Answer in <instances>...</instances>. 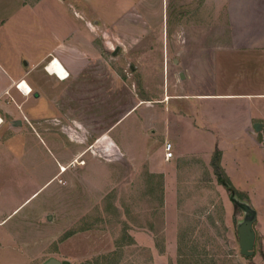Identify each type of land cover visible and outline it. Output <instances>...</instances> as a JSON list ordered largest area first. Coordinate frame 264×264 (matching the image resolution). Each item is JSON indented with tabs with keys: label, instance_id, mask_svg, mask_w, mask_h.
Segmentation results:
<instances>
[{
	"label": "rangeland",
	"instance_id": "374dc122",
	"mask_svg": "<svg viewBox=\"0 0 264 264\" xmlns=\"http://www.w3.org/2000/svg\"><path fill=\"white\" fill-rule=\"evenodd\" d=\"M39 1L0 0V92L27 70L34 84L0 100L14 113L0 115V220L19 208L0 224V264H264V148L224 128L226 100L192 96L257 88L264 54L243 48L263 45L264 0ZM57 46L62 81L43 69L56 58L35 66ZM168 94L192 96L170 107L202 131L159 102L133 110ZM113 127L117 143H98ZM169 131L185 155L159 165ZM217 150L237 197L261 211L252 257Z\"/></svg>",
	"mask_w": 264,
	"mask_h": 264
},
{
	"label": "crops",
	"instance_id": "0c3cea01",
	"mask_svg": "<svg viewBox=\"0 0 264 264\" xmlns=\"http://www.w3.org/2000/svg\"><path fill=\"white\" fill-rule=\"evenodd\" d=\"M39 2L34 3L32 5L35 6ZM262 44L263 45H248V46L244 47L243 50L249 54L250 50L257 49L262 54H264V42ZM51 57L59 59V61L63 62L68 67V64H67L68 61L62 55V53L59 51L58 46L54 50H52L51 52L40 57L36 61L35 66L41 67L42 64L45 65L48 61H50ZM261 59L263 62V66L261 68H263V70H262V72L259 73V82H258L259 85L257 86V88L256 87L251 88L250 86H246L247 83H245V81H244L243 86H245V87H243L241 89V91L239 90V91L213 93V94H196V95L194 94L192 96H197L198 99H200V100H209V99L219 100V101L226 100L229 105L227 107L228 110L225 112V116H226L227 120L224 123V128H226L230 133H232L233 136L234 135L238 136L240 134L245 135L247 144L253 143V144H256L257 146H259L261 148H264V57H261ZM248 60L249 59L246 58V61H248ZM244 61H245V59H244ZM45 66H43V69L48 73V70H46ZM250 73H254V72H250ZM29 74H30V70H27L26 72L23 73V76H21L20 79L17 80V82H16V80H11V84H9V86L6 89H4L3 91L0 92V100L4 95L7 94L8 89L15 87L16 84L21 82L22 80L26 81L33 91L34 84H32L31 82L28 81ZM243 74H244V76L247 77L249 75V72H244ZM60 80L62 81V79H60ZM18 96H19V93H16L13 96L15 101H17L16 97H18ZM192 96L187 95V94H180V95L168 94L161 101L146 98V99H142L139 103H137L136 107L133 110L144 107L143 104L147 103V101L157 102V103L159 102V104H161V105H155V107H158L159 109L164 110L165 113H172L173 118H171V119L176 120L179 118V120L183 119L184 121H189V124L192 127V130L194 132H196L197 129L202 131L204 129L203 123L201 121L196 120V119H194V121H193V119H191L192 118L191 113L188 110H186L185 108H181L179 106L181 104H177L176 106H178V107L175 109L170 107L172 101H179L182 99H190ZM38 97H36V98H38ZM2 109L5 110V112H8L9 114H14L13 112L6 111V106L0 107V115L2 117L4 115ZM200 117L202 120V115H200ZM177 124H179V121L177 122ZM256 124L260 125L259 131L255 128ZM115 127L111 128L109 130L111 135L108 134L109 132L107 133V135L106 134L103 135V137H101L99 139L100 142L98 141V143H101V142L110 143L109 142L110 140H114V143L115 142L117 143V137H118L117 133H116V135H114L115 133H113ZM171 134H173V136H171ZM179 135H181V134L179 133ZM179 139L180 138L177 135V133L175 134V133H171L169 131L166 134L165 139L163 140V142L161 143V146L159 148L160 151H159V155L157 156V159H158V162H156L157 164L161 165L164 161H166L170 164L171 163L173 164L176 162H180V160L182 158H184L185 154L183 153L182 150H180V148L177 145V143L179 142ZM166 143H171L173 145L174 157L171 160L165 159V145H166ZM2 150H4V148L0 149V151H2ZM2 154H3V151L0 152V155L3 157L4 154L3 155ZM194 154H195L194 156L191 154L190 157L195 158L197 155H196V153H194ZM223 159H224V152H222L221 166L225 169L227 176H229V170L224 166ZM170 177H171V173H166V179L168 180V178H170ZM18 209L19 208L15 209L13 211V213H15ZM257 212H258V214H261V211L258 209H257ZM12 214H10L8 217H6L3 220H0V224H2Z\"/></svg>",
	"mask_w": 264,
	"mask_h": 264
},
{
	"label": "water",
	"instance_id": "95a60500",
	"mask_svg": "<svg viewBox=\"0 0 264 264\" xmlns=\"http://www.w3.org/2000/svg\"><path fill=\"white\" fill-rule=\"evenodd\" d=\"M118 49V47H117ZM133 69V68H132ZM181 78H184V75L181 74ZM38 93H35V97H38ZM20 125L18 121L16 123ZM255 128L259 131L260 125L256 124ZM231 201L244 213V218L240 221L238 225V237H239V245L241 254L245 257L254 256L255 242H256V231H255V223L258 220V212L252 207V205L247 202L240 200L236 192H231L230 195ZM43 264H70L68 261H60L56 258H50Z\"/></svg>",
	"mask_w": 264,
	"mask_h": 264
},
{
	"label": "bare ground",
	"instance_id": "6f19581e",
	"mask_svg": "<svg viewBox=\"0 0 264 264\" xmlns=\"http://www.w3.org/2000/svg\"><path fill=\"white\" fill-rule=\"evenodd\" d=\"M52 64H50L47 68L48 73L51 75H58V77L62 80H66L67 79V69L64 67V65L61 63V61H59V59H54L52 60ZM19 89L21 92H23L24 95H30L32 93V89L29 86V84L22 80L21 84L19 86ZM2 124V120L0 117V125ZM100 142V141H99ZM66 171V167L62 166V172Z\"/></svg>",
	"mask_w": 264,
	"mask_h": 264
},
{
	"label": "trees",
	"instance_id": "16d2710c",
	"mask_svg": "<svg viewBox=\"0 0 264 264\" xmlns=\"http://www.w3.org/2000/svg\"><path fill=\"white\" fill-rule=\"evenodd\" d=\"M213 166L216 170V174L218 176L219 181L230 191V193L237 192L236 189L233 187L231 181L227 177L225 171L222 169L221 153L219 150H217L215 153Z\"/></svg>",
	"mask_w": 264,
	"mask_h": 264
},
{
	"label": "built area",
	"instance_id": "2783aa9c",
	"mask_svg": "<svg viewBox=\"0 0 264 264\" xmlns=\"http://www.w3.org/2000/svg\"><path fill=\"white\" fill-rule=\"evenodd\" d=\"M53 61H51L49 64H47L46 66V70L48 68V66L50 64H52ZM69 72L67 71V76L69 77ZM56 77H58V75L55 74ZM67 77V78H68ZM59 78V77H58ZM174 157V151H173V145L171 143H166L165 145V159L166 160H171Z\"/></svg>",
	"mask_w": 264,
	"mask_h": 264
},
{
	"label": "flooded vegetation",
	"instance_id": "af4514ba",
	"mask_svg": "<svg viewBox=\"0 0 264 264\" xmlns=\"http://www.w3.org/2000/svg\"><path fill=\"white\" fill-rule=\"evenodd\" d=\"M33 92V91H32ZM39 95V94H38Z\"/></svg>",
	"mask_w": 264,
	"mask_h": 264
}]
</instances>
